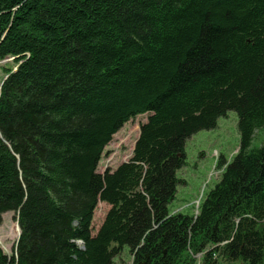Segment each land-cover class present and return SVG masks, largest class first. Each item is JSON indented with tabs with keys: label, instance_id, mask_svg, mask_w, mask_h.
<instances>
[{
	"label": "trees",
	"instance_id": "16d2710c",
	"mask_svg": "<svg viewBox=\"0 0 264 264\" xmlns=\"http://www.w3.org/2000/svg\"><path fill=\"white\" fill-rule=\"evenodd\" d=\"M8 58L0 226L13 212L21 236L0 264H115L124 247L131 264H264V0H0ZM229 111L238 152L197 216L172 214L188 139ZM142 114L131 159L98 173Z\"/></svg>",
	"mask_w": 264,
	"mask_h": 264
},
{
	"label": "rangeland",
	"instance_id": "374dc122",
	"mask_svg": "<svg viewBox=\"0 0 264 264\" xmlns=\"http://www.w3.org/2000/svg\"><path fill=\"white\" fill-rule=\"evenodd\" d=\"M13 67V59L8 58L0 63V87L5 78L4 67ZM149 114L138 115L127 122L111 143L105 148L98 173L104 175L107 170H115L124 162H128L132 155L135 143L139 137L140 129L148 120ZM256 145L264 142V129L255 134ZM240 146V134L238 131V114L229 111L217 121V127L211 130H203L194 134L186 143L187 164L177 173L182 181L177 188L174 201L169 209L175 213L190 216L197 215L199 206L206 194L220 181L222 170L217 167L220 157L230 161ZM110 207L100 203L96 209L93 226L94 234L103 223ZM18 221L13 212L3 216V224L0 226V247L12 256L19 235ZM80 244V243H79ZM132 257L129 248L124 247L122 253L115 258V264H131Z\"/></svg>",
	"mask_w": 264,
	"mask_h": 264
},
{
	"label": "bare ground",
	"instance_id": "6f19581e",
	"mask_svg": "<svg viewBox=\"0 0 264 264\" xmlns=\"http://www.w3.org/2000/svg\"><path fill=\"white\" fill-rule=\"evenodd\" d=\"M222 170V169H221ZM223 172V171H222ZM182 213V212H181ZM172 214H180V213H175V212H173ZM19 227V226H18Z\"/></svg>",
	"mask_w": 264,
	"mask_h": 264
},
{
	"label": "water",
	"instance_id": "95a60500",
	"mask_svg": "<svg viewBox=\"0 0 264 264\" xmlns=\"http://www.w3.org/2000/svg\"><path fill=\"white\" fill-rule=\"evenodd\" d=\"M8 77H6V79H7ZM19 238H20V234H19ZM18 241H19V239H18ZM9 258H10V256H9Z\"/></svg>",
	"mask_w": 264,
	"mask_h": 264
}]
</instances>
